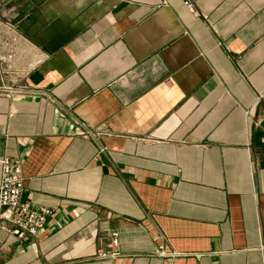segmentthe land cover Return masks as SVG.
<instances>
[{
	"label": "crops",
	"instance_id": "0c3cea01",
	"mask_svg": "<svg viewBox=\"0 0 264 264\" xmlns=\"http://www.w3.org/2000/svg\"><path fill=\"white\" fill-rule=\"evenodd\" d=\"M3 158L0 264H263L264 0H0Z\"/></svg>",
	"mask_w": 264,
	"mask_h": 264
},
{
	"label": "built area",
	"instance_id": "2783aa9c",
	"mask_svg": "<svg viewBox=\"0 0 264 264\" xmlns=\"http://www.w3.org/2000/svg\"><path fill=\"white\" fill-rule=\"evenodd\" d=\"M185 5L191 7L189 2H185ZM9 28H11V25H9ZM79 134L84 138H89L92 135L83 129L79 131ZM0 165V231L13 235L18 239L38 236L46 220L53 216L54 211L46 207L34 208L21 202L24 177L21 173L20 160L3 158ZM118 244V233H112L109 251L101 252L98 256L112 259L117 257L119 255L117 251ZM158 255L161 257L168 256L162 245L158 247Z\"/></svg>",
	"mask_w": 264,
	"mask_h": 264
}]
</instances>
